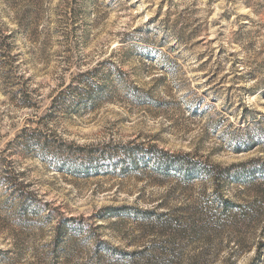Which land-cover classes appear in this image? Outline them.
Masks as SVG:
<instances>
[{
    "label": "rangeland",
    "instance_id": "1",
    "mask_svg": "<svg viewBox=\"0 0 264 264\" xmlns=\"http://www.w3.org/2000/svg\"><path fill=\"white\" fill-rule=\"evenodd\" d=\"M1 42L0 264H264V0H0Z\"/></svg>",
    "mask_w": 264,
    "mask_h": 264
},
{
    "label": "trees",
    "instance_id": "2",
    "mask_svg": "<svg viewBox=\"0 0 264 264\" xmlns=\"http://www.w3.org/2000/svg\"><path fill=\"white\" fill-rule=\"evenodd\" d=\"M3 43L1 42L0 43V50L3 52ZM5 51V50H4ZM11 77H9V79H10ZM100 89H102V87L99 85V86H96V91L97 90H100ZM82 91L84 92V93H87V90L85 89H82ZM90 93V91L88 92V94ZM15 95H17V93H14ZM87 98H91L92 97V99L90 100V101H94L95 102V100H97V99H95V98H93V95L91 96H89V95H85ZM86 98V100H89V99H87ZM60 99V98H59ZM59 99H58V101H59ZM30 105L29 103H27V101H25V102H23L22 103V105ZM164 163V162H163ZM172 163H173V161H172ZM175 164H177V166H182L183 167V165H184V163L182 162V161H179V162H176ZM79 165H81V164H79ZM78 166V165H77ZM204 167V166H203ZM202 168V167H201ZM205 169L207 168L206 166L204 167ZM192 170H196V171H198V170H200V168H198L197 166H192ZM207 170V174H209L210 176H212L213 178H215V180H216V184L218 185L219 184V181L220 180H222V178H223V175H222V173H220V172H213V171H211V169L208 167V169H206ZM5 181H8L9 180V183L8 184H16V183H14L15 182V180H13V181H10V178H8V177H5ZM16 186H21V183H17V185ZM224 200V199H223ZM223 200H222V202H223ZM224 204H230V205H232L233 203L232 202H230L229 200H224Z\"/></svg>",
    "mask_w": 264,
    "mask_h": 264
}]
</instances>
